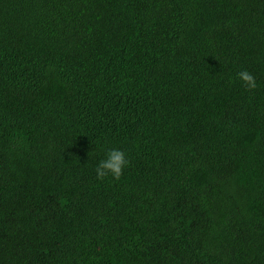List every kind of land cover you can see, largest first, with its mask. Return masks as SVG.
<instances>
[{
	"label": "trees",
	"instance_id": "16d2710c",
	"mask_svg": "<svg viewBox=\"0 0 264 264\" xmlns=\"http://www.w3.org/2000/svg\"><path fill=\"white\" fill-rule=\"evenodd\" d=\"M0 264H264V0H0Z\"/></svg>",
	"mask_w": 264,
	"mask_h": 264
},
{
	"label": "clouds",
	"instance_id": "9594fccd",
	"mask_svg": "<svg viewBox=\"0 0 264 264\" xmlns=\"http://www.w3.org/2000/svg\"><path fill=\"white\" fill-rule=\"evenodd\" d=\"M236 78L248 91L254 90L258 86L256 78L246 69L239 71L236 74ZM128 166L129 159L123 150L118 148L107 149L104 158L100 159L96 164V178L103 180L110 176L114 180H119Z\"/></svg>",
	"mask_w": 264,
	"mask_h": 264
}]
</instances>
